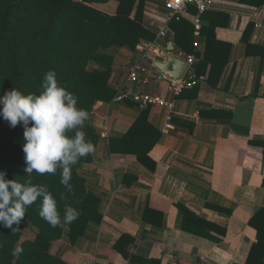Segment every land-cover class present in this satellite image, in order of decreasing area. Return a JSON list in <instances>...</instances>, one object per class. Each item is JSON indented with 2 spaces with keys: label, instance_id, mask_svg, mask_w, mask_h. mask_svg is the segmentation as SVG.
<instances>
[{
  "label": "crops",
  "instance_id": "crops-1",
  "mask_svg": "<svg viewBox=\"0 0 264 264\" xmlns=\"http://www.w3.org/2000/svg\"><path fill=\"white\" fill-rule=\"evenodd\" d=\"M143 1L142 22L151 39L135 51L109 53L114 60L108 84L114 97L96 104L84 124L101 139L93 161L78 172L88 191L100 198L102 219L74 240L65 230L50 253L67 264H131L134 256L160 264H246L256 242L249 221L264 208V152L259 146L264 141V32L255 26L264 23V6L215 0L197 34V12L190 7L195 12L181 17L190 27L168 23L167 36L158 39L167 0ZM93 6L113 16L119 4L112 0ZM210 36L220 43L213 45L212 58L225 63L223 72L211 83L208 66L175 100L177 115L169 134L162 132L165 109L140 108L130 98L115 100L120 93L168 98V76L158 68L155 76L139 73L132 83L129 69H152L167 60V51L194 56L196 67ZM135 125L139 128L125 152V146L113 142ZM153 144L146 164L126 154ZM27 235L32 239V233ZM122 237L128 240L121 243Z\"/></svg>",
  "mask_w": 264,
  "mask_h": 264
},
{
  "label": "trees",
  "instance_id": "trees-1",
  "mask_svg": "<svg viewBox=\"0 0 264 264\" xmlns=\"http://www.w3.org/2000/svg\"><path fill=\"white\" fill-rule=\"evenodd\" d=\"M109 1L112 0H0V96L13 88L25 95H39L44 74L54 70L58 83L77 98V108L90 112L96 104L110 102L114 92L108 83L114 58L109 53L115 49L135 51L141 41L151 38L142 22L143 0H115L119 6L113 16L93 6ZM240 2L264 6V0ZM184 24L190 27L183 18L169 22L174 28ZM214 31L215 26L211 33ZM191 33L194 34V29ZM178 36L177 32V42H180ZM214 44L220 43L210 36L206 55L195 67L194 81L200 78L208 66L211 67V83L223 72L225 63L212 58ZM89 66L98 69L89 71ZM138 128V125L133 126L122 140L113 143L126 148ZM82 130L95 150L80 157L77 164L72 166L70 183L73 190L69 192L60 183L59 168L55 174L38 175L33 172L28 176L24 171L26 164L22 150L24 129L22 125L12 128L0 117V172H5L9 180L26 182L30 179L35 185L47 186L57 202L61 218L60 225L51 227L39 216L42 198H38L26 209L21 222L12 226L13 229L0 223V264H67L50 253L52 243L59 240L65 230L74 240L85 232L91 222L101 221L100 198L88 191L85 177L78 172L82 164L93 161L101 136L91 127H83ZM66 135L74 136L75 130H69ZM259 146L264 152V141ZM154 147V144L146 148L140 145L134 153L126 154H134L146 164ZM111 149L114 152L116 146L111 144ZM129 151L125 149V152ZM65 205H71L79 212V217L70 224L63 223ZM249 226L256 232V242L251 247L246 264H264V208L251 218ZM27 233H32L33 238L24 239ZM127 240L128 237H122L120 242ZM17 247L22 249L18 258L12 255ZM147 263L160 264L159 261L147 262L137 256L131 258V264Z\"/></svg>",
  "mask_w": 264,
  "mask_h": 264
},
{
  "label": "clouds",
  "instance_id": "clouds-1",
  "mask_svg": "<svg viewBox=\"0 0 264 264\" xmlns=\"http://www.w3.org/2000/svg\"><path fill=\"white\" fill-rule=\"evenodd\" d=\"M0 117L12 128L22 125L24 129L22 150L28 176L33 172L55 174L59 168L60 183L71 192L72 166L95 149L82 130L90 119L88 111L77 108V98L58 83L56 72L49 70L44 74L39 95H25L13 88L0 96ZM69 130H75V135H66ZM38 198H42L39 216L53 228L60 225L57 202L47 186L35 185L30 179L9 180L5 172H0V223L4 227L13 229L14 224L18 225L26 209ZM64 213L65 224L79 217L71 205H65ZM21 251L17 247L12 255L18 258Z\"/></svg>",
  "mask_w": 264,
  "mask_h": 264
},
{
  "label": "built area",
  "instance_id": "built-area-1",
  "mask_svg": "<svg viewBox=\"0 0 264 264\" xmlns=\"http://www.w3.org/2000/svg\"><path fill=\"white\" fill-rule=\"evenodd\" d=\"M190 7H194L197 11V15L194 19V27L196 34L200 32L202 27V15L208 11L215 9V0H167L165 9L166 24L159 27L158 39L165 38L167 36L168 27L167 24L173 19H180L183 15L187 14ZM257 14L253 15V19L256 21ZM256 29L264 32V23L256 22ZM153 49V47H152ZM146 53V51H144ZM168 54H172L179 59H183L187 62L188 67L182 79L176 80L168 77V98H163L157 95L142 94V95H130L120 93L116 97V101H120L124 98H130L140 108H146L150 105L158 106L166 110V120L162 132L167 135L174 127V119L176 117L175 112V100L182 96L184 90L195 84V57L187 56L182 52L177 54L167 51ZM169 56V55H168ZM157 67L152 69L146 68L140 65L133 66L129 69V82H136L138 80L139 73L155 76L157 73Z\"/></svg>",
  "mask_w": 264,
  "mask_h": 264
},
{
  "label": "water",
  "instance_id": "water-1",
  "mask_svg": "<svg viewBox=\"0 0 264 264\" xmlns=\"http://www.w3.org/2000/svg\"><path fill=\"white\" fill-rule=\"evenodd\" d=\"M156 67L161 71L163 75L176 80H180L183 78L188 64L185 60L179 59L170 54L165 62H157Z\"/></svg>",
  "mask_w": 264,
  "mask_h": 264
},
{
  "label": "rangeland",
  "instance_id": "rangeland-1",
  "mask_svg": "<svg viewBox=\"0 0 264 264\" xmlns=\"http://www.w3.org/2000/svg\"><path fill=\"white\" fill-rule=\"evenodd\" d=\"M27 234H29L30 235V233H27ZM33 236V235H32ZM30 238V236H24V239H29ZM33 238V237H32Z\"/></svg>",
  "mask_w": 264,
  "mask_h": 264
}]
</instances>
